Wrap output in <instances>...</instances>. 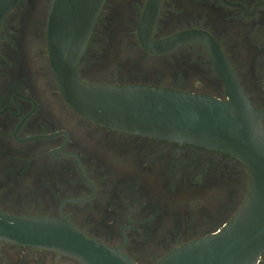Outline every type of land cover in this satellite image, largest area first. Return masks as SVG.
<instances>
[{
  "label": "flooded vegetation",
  "instance_id": "flooded-vegetation-1",
  "mask_svg": "<svg viewBox=\"0 0 264 264\" xmlns=\"http://www.w3.org/2000/svg\"><path fill=\"white\" fill-rule=\"evenodd\" d=\"M50 4L0 0V209L71 221L136 264L223 229L246 196V167L75 110L52 68ZM77 75L218 100L238 88L264 134V0H104ZM0 264L81 262L0 241Z\"/></svg>",
  "mask_w": 264,
  "mask_h": 264
},
{
  "label": "water",
  "instance_id": "water-1",
  "mask_svg": "<svg viewBox=\"0 0 264 264\" xmlns=\"http://www.w3.org/2000/svg\"><path fill=\"white\" fill-rule=\"evenodd\" d=\"M104 0H51L47 45L60 89L86 118L131 133L205 146L247 169L244 201L225 227L184 243L155 264H255L264 249V134L260 114L236 88L227 100L144 85L81 81L79 59ZM0 241L54 250L81 264H136L73 222L0 209Z\"/></svg>",
  "mask_w": 264,
  "mask_h": 264
}]
</instances>
